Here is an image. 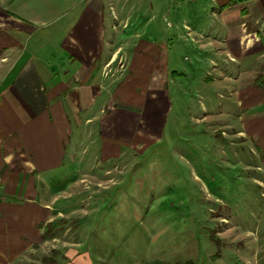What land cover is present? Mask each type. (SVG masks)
Instances as JSON below:
<instances>
[{
  "label": "crops",
  "instance_id": "crops-1",
  "mask_svg": "<svg viewBox=\"0 0 264 264\" xmlns=\"http://www.w3.org/2000/svg\"><path fill=\"white\" fill-rule=\"evenodd\" d=\"M0 17V264L57 240L49 232L66 187L47 176L73 158L74 131L102 163L155 138L167 85L186 77L179 48L203 69L209 60L200 83L234 98L237 137L262 135L264 145V0H3ZM202 108L204 121L227 111ZM96 180L84 173L70 185Z\"/></svg>",
  "mask_w": 264,
  "mask_h": 264
},
{
  "label": "rangeland",
  "instance_id": "rangeland-1",
  "mask_svg": "<svg viewBox=\"0 0 264 264\" xmlns=\"http://www.w3.org/2000/svg\"><path fill=\"white\" fill-rule=\"evenodd\" d=\"M187 47L177 54L186 77L175 75L167 85L171 105L157 114L155 138L102 163L89 135L70 136L73 158L47 176L53 188L66 187L54 204L62 212L58 226L49 232L58 238L48 240L46 254L34 247L14 264L264 263L262 135L238 138L234 98L227 102L211 83H200L211 71L209 60L204 69L196 65ZM203 105L227 111L204 121ZM84 173L99 183L72 188Z\"/></svg>",
  "mask_w": 264,
  "mask_h": 264
},
{
  "label": "trees",
  "instance_id": "trees-1",
  "mask_svg": "<svg viewBox=\"0 0 264 264\" xmlns=\"http://www.w3.org/2000/svg\"><path fill=\"white\" fill-rule=\"evenodd\" d=\"M256 82H257L258 84H262V85H264V76H263V75L258 76V77L256 78ZM214 238H215V237H214ZM214 240H216L217 242L220 241L219 238H215ZM52 252L55 253L54 250H52ZM191 262H192V261H188L187 264H191ZM146 264H167V263H165V262H163V261H155V262L146 263ZM173 264H181V263H180V262H176V263H173Z\"/></svg>",
  "mask_w": 264,
  "mask_h": 264
}]
</instances>
